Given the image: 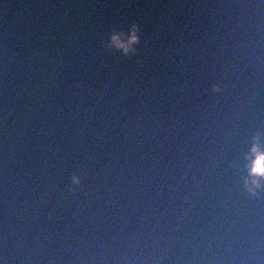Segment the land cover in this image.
<instances>
[{"label":"clouds","instance_id":"obj_1","mask_svg":"<svg viewBox=\"0 0 264 264\" xmlns=\"http://www.w3.org/2000/svg\"><path fill=\"white\" fill-rule=\"evenodd\" d=\"M127 32L131 34L128 41H122L120 37L126 35L124 28L113 25L106 35H101L100 43L108 50L113 52H120L125 56H134L137 53V45L141 41L142 30L140 23L133 19L127 26ZM214 92H220L222 85L220 83H213L211 85ZM246 158H250V163L245 165L247 174H241L238 182L242 184L243 189L249 196L256 197L261 191H264V129H257L250 137L249 150L244 153ZM239 156L231 161V166L239 169ZM70 183L68 190L75 191L76 186L82 182L79 174L73 173L70 176ZM0 264L4 261L0 259Z\"/></svg>","mask_w":264,"mask_h":264}]
</instances>
